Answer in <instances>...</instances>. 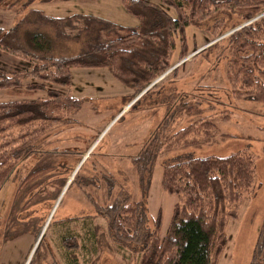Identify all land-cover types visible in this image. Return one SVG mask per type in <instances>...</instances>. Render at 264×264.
Listing matches in <instances>:
<instances>
[{"label":"rangeland","instance_id":"obj_1","mask_svg":"<svg viewBox=\"0 0 264 264\" xmlns=\"http://www.w3.org/2000/svg\"><path fill=\"white\" fill-rule=\"evenodd\" d=\"M21 1L4 0L0 5L1 28H10L21 17L7 7ZM31 7L58 17L90 15L126 26L138 22L122 0H34ZM220 18L225 21L224 28L219 36H213V23ZM241 24L236 16L220 13L200 27L188 26L187 54L206 47L147 90L145 85L134 93L107 67L73 68L69 88L47 84L70 90L81 100V106L69 121L36 141L34 152L21 160L0 186V264H138V247L118 241L92 202L106 205L107 184L112 183L111 196L124 188L133 199H140L131 159L146 147L166 115L183 102L193 111L176 116L170 125L173 131L210 117L216 133L209 143L171 150L156 159L146 198L147 223L152 228L160 214V234L169 223L175 196L161 189L160 178L162 165L170 158L183 154L226 156L247 150L255 160V183L237 216L226 223L227 242L217 264H249L258 228L264 221V103L235 99L227 80L225 68L232 58L227 35ZM80 25L79 21H69L65 29L76 30ZM68 44L62 48L66 55L82 50L81 43ZM178 48L177 40L171 64L179 61ZM28 65L26 60L0 50V71L13 72ZM101 71L107 78L96 79ZM37 93L43 95L45 91ZM16 98L0 90V102ZM224 114L228 118L222 119ZM32 167H46L47 171L18 191ZM70 236L78 247L64 246L62 240Z\"/></svg>","mask_w":264,"mask_h":264},{"label":"trees","instance_id":"obj_2","mask_svg":"<svg viewBox=\"0 0 264 264\" xmlns=\"http://www.w3.org/2000/svg\"><path fill=\"white\" fill-rule=\"evenodd\" d=\"M33 1L10 3L7 7L22 15L10 28L0 27V50L29 64L13 72L0 71V90L17 97L0 102V186L16 165L34 152L36 141L56 125L69 121L81 106V100L70 90L47 84L69 88L73 68L107 67L117 81L135 93L169 67L177 40L178 59L187 54L188 26L200 27L220 13L236 16L240 23L248 22L227 35L232 58L225 72L232 95L264 103V14L254 19L264 12V0H122L138 21L133 26L90 15L51 16L41 9L28 8ZM69 21H79V29L66 30ZM224 25L222 18L214 21L213 36H219ZM73 42L81 43L82 50L64 54L62 48ZM38 91L45 94L35 96ZM184 111L191 112L193 107L183 102L169 112L146 147L131 159L140 199H133L124 188L111 196L112 183L107 184L106 205L91 201L118 241L138 247V264H217L227 242L226 223L237 216L255 183V160L247 150L226 156L176 155L162 165L160 178L161 189L175 196L169 223L160 234L159 214L149 227L146 198L156 159L171 150L209 143L216 133L210 117L198 118L173 131L171 122ZM46 171V167H32L18 191ZM62 243L78 247L73 236ZM249 264H264V221L258 228Z\"/></svg>","mask_w":264,"mask_h":264},{"label":"built area","instance_id":"obj_3","mask_svg":"<svg viewBox=\"0 0 264 264\" xmlns=\"http://www.w3.org/2000/svg\"><path fill=\"white\" fill-rule=\"evenodd\" d=\"M263 14H264V12L260 13L259 15H257L256 17H254V19H256V18L262 16ZM246 23H248V22H245V23L241 24V26H243V25L246 24ZM238 28H239V27H238ZM205 47H206V45H202V46H200L197 50H194V51H195V53H196V52H198V50H201L202 48H205ZM195 53H194V52H190V53H188L187 55H185L184 57H182L181 59H179V61L175 62V64H171V65H170V66H169V67H168V68H167L162 74H160V75H159L158 77H156L153 81H151V82L147 85V88H146L145 90L150 89L151 86L154 85V84H156V82H157L158 80H161V79L163 78V76H164L165 74H167L168 71H172V69H173L174 67H176L177 65L183 63L185 60H187V59L189 58V56L194 55ZM176 63H177V64H176Z\"/></svg>","mask_w":264,"mask_h":264},{"label":"crops","instance_id":"obj_4","mask_svg":"<svg viewBox=\"0 0 264 264\" xmlns=\"http://www.w3.org/2000/svg\"><path fill=\"white\" fill-rule=\"evenodd\" d=\"M99 68H100V67H99ZM103 75L106 77V74H104V72L101 71L100 74L98 75V77H96V79L98 78V79L101 80L102 78H101L100 76H103ZM106 78H107V77H106ZM100 82L102 83L103 81H100ZM71 85H72V83H71ZM34 95H35V96H38V93H35Z\"/></svg>","mask_w":264,"mask_h":264},{"label":"water","instance_id":"obj_5","mask_svg":"<svg viewBox=\"0 0 264 264\" xmlns=\"http://www.w3.org/2000/svg\"><path fill=\"white\" fill-rule=\"evenodd\" d=\"M239 27H241V25ZM236 29H238V28H236Z\"/></svg>","mask_w":264,"mask_h":264}]
</instances>
